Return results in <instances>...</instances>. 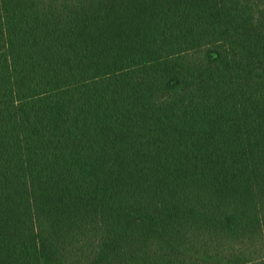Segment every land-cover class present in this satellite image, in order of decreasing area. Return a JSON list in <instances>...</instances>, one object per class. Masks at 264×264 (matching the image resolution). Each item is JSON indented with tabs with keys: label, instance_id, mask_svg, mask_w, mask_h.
<instances>
[{
	"label": "trees",
	"instance_id": "1",
	"mask_svg": "<svg viewBox=\"0 0 264 264\" xmlns=\"http://www.w3.org/2000/svg\"><path fill=\"white\" fill-rule=\"evenodd\" d=\"M260 250L264 0H0V264Z\"/></svg>",
	"mask_w": 264,
	"mask_h": 264
},
{
	"label": "rangeland",
	"instance_id": "2",
	"mask_svg": "<svg viewBox=\"0 0 264 264\" xmlns=\"http://www.w3.org/2000/svg\"><path fill=\"white\" fill-rule=\"evenodd\" d=\"M257 260V259H256ZM258 260L256 262L250 263V264H264V252L260 250V252L258 253Z\"/></svg>",
	"mask_w": 264,
	"mask_h": 264
}]
</instances>
